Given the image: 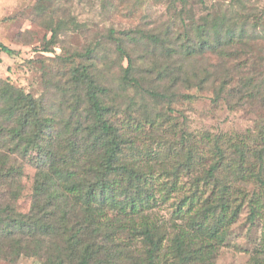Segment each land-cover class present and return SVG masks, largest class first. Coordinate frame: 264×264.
I'll list each match as a JSON object with an SVG mask.
<instances>
[{
    "label": "rangeland",
    "instance_id": "374dc122",
    "mask_svg": "<svg viewBox=\"0 0 264 264\" xmlns=\"http://www.w3.org/2000/svg\"><path fill=\"white\" fill-rule=\"evenodd\" d=\"M224 20L235 26L219 44L214 26ZM198 37L209 46L199 49ZM0 45L13 50H0V80L32 94L56 116L57 130L74 109H89L83 88L73 87L75 71L94 73L112 120L130 136L120 165L142 176L139 195L128 201L167 236L183 218L202 223L211 207L215 139L242 147L241 154L228 151L233 167L221 176L233 181L227 199L235 217L207 264H255L262 221L252 220L249 203L257 194L264 210V187L256 181L259 174L264 179V0H0ZM130 60L138 84L125 85ZM36 160L10 162L22 173L16 203L22 214L33 203ZM125 207L131 213L132 203ZM119 214L109 212L117 220L113 230L138 255L141 236L116 227L139 226L140 214L123 225ZM40 263L21 257L15 264Z\"/></svg>",
    "mask_w": 264,
    "mask_h": 264
},
{
    "label": "trees",
    "instance_id": "16d2710c",
    "mask_svg": "<svg viewBox=\"0 0 264 264\" xmlns=\"http://www.w3.org/2000/svg\"><path fill=\"white\" fill-rule=\"evenodd\" d=\"M234 26L229 20L214 26L215 40L221 44L222 35L227 37ZM56 36L54 31L53 39ZM196 45L203 49L209 43L198 37ZM0 50L13 54L3 45ZM94 52L89 50L87 55ZM129 62L123 81L125 85L138 84L132 76L133 63ZM73 87L83 88L89 109L79 114L74 109L63 121V128L57 130L56 116L32 94L9 80H0V260L15 264L21 257H28L40 260V264H129L142 258L139 264L209 263L216 242L225 241L223 229L235 217L229 216L231 204L227 199L233 181L221 177L224 170L230 172L233 167L227 164V154H241L242 147L235 143L225 146L222 138L215 139L216 159L209 168L207 181L213 185L207 197L211 207L202 211V223L183 218L184 223L173 228V236H167L145 210L140 212L134 200L128 201L139 195L142 176L120 165L130 136L112 120L111 109L103 103L107 91L87 69L83 73L75 71ZM150 94L155 96L154 92ZM151 125L160 124L156 120ZM32 158L37 159L38 166L33 203L29 213L22 214L16 208L22 173L10 162ZM235 176L238 178L237 173ZM256 178L264 187L262 175ZM242 179L239 180L244 184L249 182V178ZM126 194L128 197L120 200ZM254 196L255 201L251 199L249 203L251 218L262 221L255 264H264V210L261 196ZM131 203L133 208L128 213L125 206ZM111 210L118 211V217L123 218L118 220L119 224L124 219L132 223L129 215L140 214L139 226L116 227L119 233L131 230L133 237L141 236L143 249L137 250L138 255L132 245L122 244L117 238L113 230L117 220L110 219ZM124 213L126 217L121 215ZM214 218L218 220L211 223ZM261 257L263 261H259Z\"/></svg>",
    "mask_w": 264,
    "mask_h": 264
}]
</instances>
